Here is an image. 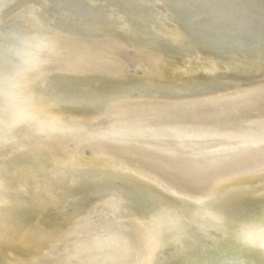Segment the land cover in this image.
Instances as JSON below:
<instances>
[{"label": "bare ground", "instance_id": "bare-ground-1", "mask_svg": "<svg viewBox=\"0 0 264 264\" xmlns=\"http://www.w3.org/2000/svg\"><path fill=\"white\" fill-rule=\"evenodd\" d=\"M121 1L0 0V264H264V0Z\"/></svg>", "mask_w": 264, "mask_h": 264}, {"label": "rangeland", "instance_id": "rangeland-1", "mask_svg": "<svg viewBox=\"0 0 264 264\" xmlns=\"http://www.w3.org/2000/svg\"><path fill=\"white\" fill-rule=\"evenodd\" d=\"M76 2H83L84 4H86L87 2H89V0H75ZM100 5H96V9H97V17L98 19L100 20V22H102V20H104V13H102V10L100 9L99 7ZM122 8H125L123 9L124 11H119V10H122ZM117 9H118V14H121L122 12H124V16L122 18L123 21H125V25H129L133 20H138V21H144L146 18H149V15L148 13H150V15L152 16L153 14V11L150 7H148V5L146 6L145 5V2L143 0H136L134 1V3H125L124 1L121 3H118V6H117ZM129 10V11H127ZM137 11V12H135ZM139 11V12H138ZM106 18V17H105ZM116 21L120 20V17L117 16ZM123 41L126 42V39L125 37H122ZM229 38V37H228ZM228 40V39H227ZM124 42H121V44H125ZM255 84V83H254ZM131 92V91H129ZM5 143V142H3Z\"/></svg>", "mask_w": 264, "mask_h": 264}]
</instances>
